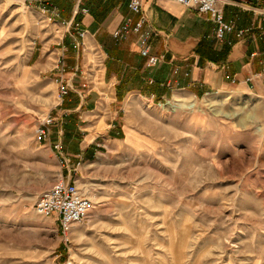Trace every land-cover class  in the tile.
Instances as JSON below:
<instances>
[{
  "label": "rangeland",
  "instance_id": "374dc122",
  "mask_svg": "<svg viewBox=\"0 0 264 264\" xmlns=\"http://www.w3.org/2000/svg\"><path fill=\"white\" fill-rule=\"evenodd\" d=\"M64 25L41 3L0 0V264H264V98L248 88L175 90L174 109L173 95L124 102V137L75 163L93 208L70 241L55 217L36 213L67 170L35 140L47 113L61 125L52 68L59 56L74 60ZM96 58L94 70L78 65L75 83L100 78ZM112 114L101 104L95 116Z\"/></svg>",
  "mask_w": 264,
  "mask_h": 264
},
{
  "label": "crops",
  "instance_id": "0c3cea01",
  "mask_svg": "<svg viewBox=\"0 0 264 264\" xmlns=\"http://www.w3.org/2000/svg\"><path fill=\"white\" fill-rule=\"evenodd\" d=\"M40 3L61 10L58 23L67 25L61 29L64 47L74 55L65 75V81L73 88L64 99L62 113L57 112L62 116L61 125L56 117L46 143L51 147L62 130L64 151L72 167L79 161H93L108 151L110 141L124 137V102L130 107L139 97L162 101L175 90L202 97L234 87L248 88L264 98V19L232 0L225 3L224 14L226 19L236 20V28L222 41L215 38L213 23L207 15L170 0H141L140 15L130 9L129 0L36 2ZM140 16L145 17L144 28L150 32L152 55L163 57L154 67L140 55L136 34L130 33L127 40L114 45L113 32L126 19L136 22ZM76 24L84 31V37H78ZM241 29L249 31L238 37ZM94 55L102 66L100 78L94 80L95 74L89 73L92 83L85 78L75 83V76L82 72L79 64L88 67V71L94 70L90 60ZM101 104L113 111L112 117L95 116ZM65 168L62 177L72 169L70 164Z\"/></svg>",
  "mask_w": 264,
  "mask_h": 264
},
{
  "label": "built area",
  "instance_id": "2783aa9c",
  "mask_svg": "<svg viewBox=\"0 0 264 264\" xmlns=\"http://www.w3.org/2000/svg\"><path fill=\"white\" fill-rule=\"evenodd\" d=\"M45 0H24L29 5ZM177 2L189 9L195 10L200 14L207 15L211 19L214 27L213 34L216 39L224 40L228 33H231L236 28L235 19H226L224 14L225 3L229 0H170ZM244 9L253 11L264 19V0H232ZM44 11L51 13L52 17L61 18V13L57 6L52 9L47 5H43ZM130 9L137 15L142 14L143 5L141 0H129ZM88 13L87 9L83 10ZM66 23V22H64ZM146 23L145 17L134 22L132 18L126 19L125 23L114 31L113 37L116 44L122 43L127 39L130 33L138 36L137 44L139 53L147 59L150 67L156 66L162 59V56H154L151 53L149 44L150 32L144 28ZM79 30L78 35L84 37V31H80L79 24L75 25ZM249 30L241 29L237 32L238 37H242ZM64 47V45H63ZM65 48V47H64ZM67 65L65 64L64 55L59 56L54 66L53 80L58 87V95L63 101L73 88L71 84L65 81V75L68 74ZM56 122V117L52 113H47L38 122L35 130V140L38 144H46L51 137L53 127ZM63 131L58 132V140L51 145L55 151L57 158L60 160L63 167H69L70 158L65 154L63 145ZM81 162H77L79 167ZM77 167L69 169L66 176L55 182L50 189L42 193L36 200L35 211L37 214L44 217H55L58 221L59 230L65 243L70 241V235L75 224L84 221L91 209L93 208L92 200L83 193L77 186L74 180L73 173Z\"/></svg>",
  "mask_w": 264,
  "mask_h": 264
},
{
  "label": "bare ground",
  "instance_id": "6f19581e",
  "mask_svg": "<svg viewBox=\"0 0 264 264\" xmlns=\"http://www.w3.org/2000/svg\"><path fill=\"white\" fill-rule=\"evenodd\" d=\"M191 99V98H190ZM182 101V99H181V96H179V95H177L176 94V97L174 98V101H172V100H168L167 101V105L169 106V107H172L173 109L174 108H177L179 105H176L175 103H177V102H181ZM194 102H192V104H193ZM192 104H190V105H192ZM189 107V106H188ZM180 109V108H179Z\"/></svg>",
  "mask_w": 264,
  "mask_h": 264
},
{
  "label": "trees",
  "instance_id": "16d2710c",
  "mask_svg": "<svg viewBox=\"0 0 264 264\" xmlns=\"http://www.w3.org/2000/svg\"><path fill=\"white\" fill-rule=\"evenodd\" d=\"M115 46H119L120 44L114 43ZM157 102H160V100H156Z\"/></svg>",
  "mask_w": 264,
  "mask_h": 264
}]
</instances>
